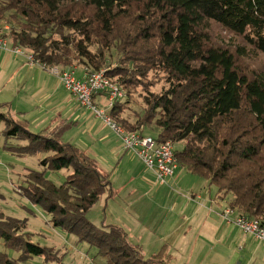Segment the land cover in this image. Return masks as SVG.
<instances>
[{"label":"trees","instance_id":"1","mask_svg":"<svg viewBox=\"0 0 264 264\" xmlns=\"http://www.w3.org/2000/svg\"><path fill=\"white\" fill-rule=\"evenodd\" d=\"M122 19H131V27L120 30ZM213 22L244 41L239 54L213 42ZM0 32L49 67L107 68V77L127 90L128 98L110 110L120 126L181 145L179 167L221 196L233 195L230 206L264 224V73L238 63L248 50L264 53V0H0ZM154 71L166 75L168 88L160 93L144 82ZM137 87L148 93L145 108L132 115ZM6 107L0 104L3 149L42 155V170L27 169L21 194L54 228L95 247L107 264H173L166 245L146 256L124 227L88 218L117 193L98 160L65 140L72 123L35 133L19 114L4 113ZM64 169L72 172L62 185L48 179V171ZM27 224L0 209V240L20 254L0 252V264H27L34 256L64 264L61 250L32 242Z\"/></svg>","mask_w":264,"mask_h":264},{"label":"crops","instance_id":"2","mask_svg":"<svg viewBox=\"0 0 264 264\" xmlns=\"http://www.w3.org/2000/svg\"><path fill=\"white\" fill-rule=\"evenodd\" d=\"M12 46L9 41V48ZM71 67L77 78L84 79L85 66L74 64ZM97 101L105 104L101 96H97ZM0 104H7L4 113L19 114L27 120L35 133L61 123H72L65 134L68 140H65L94 156L114 185V172L107 169L116 170L113 165L127 155L120 138L90 110L82 108L56 76L40 66H31L23 56L0 49ZM1 124L0 134L3 135L4 124ZM115 138L120 141L119 147ZM177 171L169 180L170 187L182 185L187 179V175H177ZM143 180L151 188L141 197L151 199L158 214L156 223L151 226L148 223L152 213L150 206H137L130 220L124 218L121 224H116L124 227L130 241L141 245L144 252L155 253L157 248L166 245L173 264H264V242L227 225L220 217V211L230 205L233 195L223 197L218 190L212 191L206 182L200 186L194 184L184 198L171 191L172 187L155 188L158 181L150 171L143 174ZM115 191L119 194V189ZM140 198L128 206L133 207ZM127 210L125 212H129ZM157 224L159 227H155Z\"/></svg>","mask_w":264,"mask_h":264},{"label":"rangeland","instance_id":"3","mask_svg":"<svg viewBox=\"0 0 264 264\" xmlns=\"http://www.w3.org/2000/svg\"><path fill=\"white\" fill-rule=\"evenodd\" d=\"M75 5L83 7L81 3ZM126 26H128V28L131 27V19L121 20L120 30L124 29ZM5 32L8 31L6 30ZM211 35L213 42L216 45L230 48L234 53H238L240 47L246 46L240 37L229 33L221 25L214 22L211 23ZM116 58L117 53L113 50L110 53L112 67L116 66ZM238 63L241 68L264 73V53L254 54L248 50L245 56L239 57ZM76 64L79 65L77 62ZM103 70L107 71L108 69L104 68ZM144 82L147 84V89L151 92L160 93L162 90L168 88L166 75L160 71L150 73L149 78L144 79ZM147 93L146 88L137 87L136 94H134L133 97L135 101L129 110L130 114L134 115L135 112L142 111V109L145 108L143 97L147 95ZM0 126H2L1 123ZM3 141V135L0 134V193L3 195V198H0V209L5 215L21 220L26 219L28 221L26 231L31 234L32 242L39 243L41 246L53 247L57 250H61V253L64 254V264H107V259L98 255V251L95 247H92L87 243H77L76 238L73 235L65 233L61 229L54 228L49 223V217L44 214L41 207L32 204L21 194L22 186H25L27 169L42 170V167L39 164L42 155L18 157L3 149ZM120 141L115 138V144H117L118 147L120 146ZM12 143H15V141L13 140ZM180 149L181 145H175V151ZM107 159L115 163L113 159L109 157ZM113 167L114 169H117H106L110 173L114 172L113 188L117 190L119 189V194L110 199L108 201L109 203H106L105 199L99 201L88 212V218L99 226H101L102 223L121 224V222L124 221V218L130 220V218L133 217V211H137V206H144L143 208L150 206L152 208V213L148 223L150 226L155 224L158 214L155 213L151 199L141 197L151 188V186H148L147 182L143 180V174L148 172L144 163L134 154L127 152L123 161L120 162V160H117ZM71 172V169H64L55 172L48 171L47 177L55 184L62 185L65 183L67 176L71 174ZM181 173L187 175V179L184 180L182 185H179L178 183L175 187L171 185V188L169 185L161 186V184L157 182L155 188H171V191H175L178 195L185 198V196L189 195V189H192L194 184L200 186L207 182L180 167L177 171V175ZM210 187L212 188V191H217L216 187ZM138 198H140L137 202L138 204H134L133 207L128 206L130 205L129 203ZM126 210L129 212H125ZM155 227H159L158 224ZM154 231L156 232L157 228ZM159 249L160 248H157L155 252ZM0 252L7 253L8 256L13 259H17L20 255L18 252L8 249L3 240H0ZM145 253L146 256H150L154 252ZM27 264L57 263L54 261H46L44 257L34 256L28 260Z\"/></svg>","mask_w":264,"mask_h":264},{"label":"built area","instance_id":"4","mask_svg":"<svg viewBox=\"0 0 264 264\" xmlns=\"http://www.w3.org/2000/svg\"><path fill=\"white\" fill-rule=\"evenodd\" d=\"M0 49L23 56L31 66H40L43 70L56 76L63 87L78 100L82 108L90 110L96 118L102 120L118 135L126 152L137 156L144 163L146 169L155 174L161 185H169V180L174 178L179 167L175 144L172 141L159 143L152 136H143L139 132H127L112 118L110 110L116 101L127 97V92L107 77L106 70L92 72L86 68L84 79H79L72 67L67 69L56 66L49 67L40 63L30 52L20 46L13 45L9 48V41L1 32ZM97 96L103 97L104 105L95 99ZM219 214L227 225L239 228L258 242H264V224L260 220L250 219L230 205Z\"/></svg>","mask_w":264,"mask_h":264}]
</instances>
